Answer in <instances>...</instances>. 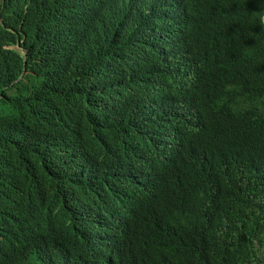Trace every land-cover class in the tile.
<instances>
[{
  "label": "trees",
  "instance_id": "trees-1",
  "mask_svg": "<svg viewBox=\"0 0 264 264\" xmlns=\"http://www.w3.org/2000/svg\"><path fill=\"white\" fill-rule=\"evenodd\" d=\"M261 15L1 0L0 264H264Z\"/></svg>",
  "mask_w": 264,
  "mask_h": 264
},
{
  "label": "clouds",
  "instance_id": "clouds-1",
  "mask_svg": "<svg viewBox=\"0 0 264 264\" xmlns=\"http://www.w3.org/2000/svg\"><path fill=\"white\" fill-rule=\"evenodd\" d=\"M259 19H260V22H261L262 24H264V15H261V16L259 17Z\"/></svg>",
  "mask_w": 264,
  "mask_h": 264
},
{
  "label": "rangeland",
  "instance_id": "rangeland-1",
  "mask_svg": "<svg viewBox=\"0 0 264 264\" xmlns=\"http://www.w3.org/2000/svg\"><path fill=\"white\" fill-rule=\"evenodd\" d=\"M1 1V0H0ZM13 48H15V49H17V50H20V48L18 47V46H15V47H13Z\"/></svg>",
  "mask_w": 264,
  "mask_h": 264
}]
</instances>
